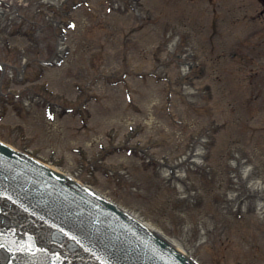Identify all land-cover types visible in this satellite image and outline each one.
Listing matches in <instances>:
<instances>
[{
    "label": "rangeland",
    "instance_id": "obj_1",
    "mask_svg": "<svg viewBox=\"0 0 264 264\" xmlns=\"http://www.w3.org/2000/svg\"><path fill=\"white\" fill-rule=\"evenodd\" d=\"M76 1L0 0V139L202 264H264L262 2Z\"/></svg>",
    "mask_w": 264,
    "mask_h": 264
},
{
    "label": "water",
    "instance_id": "obj_2",
    "mask_svg": "<svg viewBox=\"0 0 264 264\" xmlns=\"http://www.w3.org/2000/svg\"><path fill=\"white\" fill-rule=\"evenodd\" d=\"M12 152L9 150V148L0 145V154L9 156ZM2 166L5 165V162H0ZM18 165V164H16ZM22 167V166H21ZM42 167V166H41ZM20 168V167H19ZM23 173H18L16 176L19 180L17 182L22 185H16V181L13 184L12 192H10L9 189H6L7 194L5 195L6 198H4L3 193H0V203L3 204V206H7V202H10L11 200L14 201L16 199L21 200L23 196H21V192L23 189L29 190L30 188H33V186H37V183H31L29 179V167L27 165L23 166ZM46 177V176H45ZM53 183L54 185L57 183L55 178H47V183ZM3 185H0V188ZM3 192V191H2ZM5 202V203H4ZM61 203V201H60ZM59 205V204H56ZM59 208L58 206H54V209ZM4 215V219L8 221H15L11 218L16 219V225L20 228L18 230L17 235L24 236L27 239L32 240V246H28L26 244L25 246H21L19 244H24V242H28L24 240L23 238H20L18 242V245H16V248H12L9 252L7 250L6 245H4V242L2 241L0 243V264H95L92 259L86 258L84 255L79 256L76 254L77 249L74 247H78V244L74 246H70L71 240H69V244H67L65 239H62V242L60 243H54L52 240H43L41 237V232L46 233L45 230L41 229H33L31 227V223L36 224V217L35 213L28 214L25 213L24 216H29V223H22L20 220L21 216H23L18 210L13 209L11 210V213H2L0 212V215ZM57 214V212H56ZM55 214V215H56ZM9 215V216H8ZM57 220L60 223H65L66 225H72L73 220L68 218L63 212H61L58 215ZM51 225V224H50ZM4 234V233H3ZM1 238V237H0ZM68 241V238L65 237ZM64 241V242H63ZM10 245H14V243L10 242ZM29 248H32V250H28ZM181 252V251H180ZM44 255L45 257H40L39 255ZM97 264V263H96Z\"/></svg>",
    "mask_w": 264,
    "mask_h": 264
},
{
    "label": "bare ground",
    "instance_id": "obj_3",
    "mask_svg": "<svg viewBox=\"0 0 264 264\" xmlns=\"http://www.w3.org/2000/svg\"><path fill=\"white\" fill-rule=\"evenodd\" d=\"M162 235H164V233L160 230H158ZM166 240H168V242H170L173 246H175L179 251H181L182 253H186L188 254L189 251L185 250L187 249L186 246L182 243H180L178 240H175L171 237H165Z\"/></svg>",
    "mask_w": 264,
    "mask_h": 264
},
{
    "label": "trees",
    "instance_id": "obj_4",
    "mask_svg": "<svg viewBox=\"0 0 264 264\" xmlns=\"http://www.w3.org/2000/svg\"><path fill=\"white\" fill-rule=\"evenodd\" d=\"M264 2V0H262Z\"/></svg>",
    "mask_w": 264,
    "mask_h": 264
}]
</instances>
